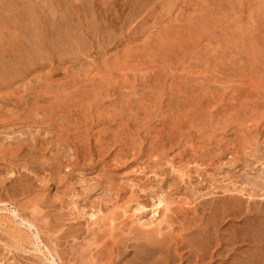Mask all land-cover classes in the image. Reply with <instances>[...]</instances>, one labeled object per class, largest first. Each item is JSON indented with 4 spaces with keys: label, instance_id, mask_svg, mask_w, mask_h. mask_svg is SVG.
Returning a JSON list of instances; mask_svg holds the SVG:
<instances>
[{
    "label": "rangeland",
    "instance_id": "rangeland-1",
    "mask_svg": "<svg viewBox=\"0 0 264 264\" xmlns=\"http://www.w3.org/2000/svg\"><path fill=\"white\" fill-rule=\"evenodd\" d=\"M60 1L50 0V3L53 4L50 6V10L54 12L53 18L62 16L61 5H58L59 8L55 6L57 3L60 4ZM68 1L67 4L71 0ZM89 1L78 0V3L80 2L78 4L76 0H72L69 7L73 5L71 12L75 11L76 14L71 13L72 17L70 16V18H73L72 22L83 25L84 30H88L86 33L89 36L96 37L93 35L94 33L96 35L104 33L105 40L100 38L98 41L96 38L89 37L83 42V49L79 51L78 55L76 54L75 58L73 57L74 59L64 57L61 62L54 64H51L50 61H47V64L37 62L38 66L34 65L36 68L32 66L22 72L23 74L21 73L20 76L0 83V99L5 96L8 101L11 96L15 100L14 97L18 96L16 99L18 102L20 96L24 97V99L20 98L22 105L19 106L20 101L16 104L11 97V100L8 101L11 102L6 103L8 107L2 102L5 98L1 101L2 103L0 102V111L3 109V114L0 112V122L3 123H0V166H5L4 168L0 167V198L6 201L4 207L0 205L1 263L95 264V253L100 249L104 250L102 252L105 255V260L99 264L106 262V264H264V213H262V211L264 212V51L260 52L263 58L259 56L260 54L256 57L257 53L253 50L254 48L247 49L249 54L246 49H244V53L241 51V54L239 51L242 49L238 48L239 50L235 51L236 48L232 44H228L238 29L243 27L240 24L245 25L248 21V24L250 23L248 15L250 18L254 15L255 20L252 18L254 21L252 20L249 27L252 26L253 33L261 35L259 36L260 40L258 37L257 41L255 34L256 41L254 43L258 42L256 44L264 49V44L261 43L264 42V36H262L264 35V0H225V2L224 0H148L146 3V0ZM137 4L138 6H136ZM40 5L43 12L41 15L44 18L45 14L50 15L48 5ZM84 7H87L86 10L88 9L87 15ZM136 8H141L137 17L136 15L131 16L129 9L136 10L134 12L136 14ZM99 10L103 13L102 17ZM120 10L121 12H119ZM206 10L208 14L203 13ZM230 11L235 12L231 13ZM256 11L258 14L255 15ZM98 15L99 17H97ZM258 15L260 17L256 18ZM102 18L104 19L102 20ZM240 18L243 19L241 23ZM50 19H52L51 16ZM108 20L114 21L117 25L107 28ZM86 21L89 22L88 25H85ZM168 22L171 27L166 24ZM187 22L190 27L187 26ZM124 23H126L125 26ZM25 24L27 25V23ZM237 24L241 27L239 28ZM93 25L95 27L92 32ZM169 28L175 30L176 36L180 35L179 40L183 37L181 40L186 42V44L181 42L176 51L175 48L168 50L159 45L165 30L167 31ZM115 32L117 33L115 34ZM28 35L22 34L24 37L19 38L22 40ZM16 36L13 35V37ZM159 37L161 38L159 39ZM18 40L17 42H21ZM152 41L154 43L158 41V44H154ZM17 42L15 41V43ZM141 42L142 45L139 44ZM231 45L235 48L234 50L231 49ZM126 51L129 54L127 58H124V54H127ZM229 52L230 54H226ZM114 57H118L119 64H116L118 59L112 60ZM66 64L67 66H65ZM59 65L66 68H61ZM41 67L42 70H40ZM43 67L46 68V71L49 68L53 70L46 76ZM42 71L45 72L44 75ZM31 74H34V77ZM194 74L197 76L195 77ZM39 77L43 81H38ZM31 79H33V83ZM35 83L39 85L36 86ZM12 85H15L16 88L14 89ZM59 85L61 86L59 87ZM34 86L35 91L31 90ZM36 87L38 91H41L39 94L36 92ZM44 87H46V91ZM9 88L13 90L9 91ZM66 90L67 93H65ZM30 91L34 92H32L33 97ZM228 91L230 93L233 91V93H229V95ZM16 92L20 94H16ZM48 92L52 94L50 93L49 96L46 94ZM11 93H14L15 96ZM65 94L68 96L66 99L64 98ZM39 96L48 97V101L37 102ZM54 97H59V100L56 99V101ZM66 100L68 103L73 102V104L71 103L73 107L65 105ZM76 101L79 105L76 104ZM27 103L30 104L29 107H26ZM34 103L35 105L32 106ZM85 104L86 108L83 110ZM23 105L27 113L24 112ZM53 105H56L54 109ZM60 105L62 107H58ZM80 105L82 108L79 107ZM66 106L70 107L69 112L67 108H64ZM17 107L23 111L19 110L20 112H18L19 108ZM31 107L34 109L32 112ZM56 107H58L57 110ZM27 108L32 113V115H27L28 119L36 117L35 121L29 119L32 121L25 122V114L29 113ZM51 108L53 112L49 111ZM59 108L64 113L60 114ZM78 110L83 111L81 114L85 115H80ZM13 111H17V113ZM20 113L24 114H21L22 119ZM10 114L15 115L16 120L13 116L8 118L7 115L10 117ZM5 115L7 117H4L3 120L2 116ZM60 116L61 118H59ZM38 119L44 120L38 121ZM61 119L63 121H60ZM20 121L25 123L22 124ZM53 121L55 127L52 126ZM24 124L26 125L24 126ZM58 124L61 126H57ZM13 145L15 149H12ZM25 148L27 155L20 154L23 150V153L26 152ZM30 148L34 150H30ZM31 152L37 158L36 160L32 156L35 160L33 163H30V160L25 161L27 157L32 158L30 157ZM19 154L22 155L21 158H19ZM203 158L205 159L203 160ZM114 161L118 163L115 164ZM256 184L258 189L255 188ZM133 191L135 194L132 196ZM245 191L249 194L251 191L252 194L247 195L246 193L245 195ZM225 192H227L226 196L229 194L233 195L235 199L239 198L241 205L239 206L238 200H234L232 206L234 210L230 208L233 211L230 210V216L221 217L220 207L223 204L222 199L225 197ZM134 196L141 199L137 200ZM158 197L164 198L168 203V206H164L171 209V211L167 210L165 215L167 214L166 217L172 226L171 228L166 227L163 230L164 234L161 231L162 236L159 235L160 238L164 236L166 238L158 237L160 243L163 240L161 244H165L164 246L157 244V246L155 244H147V246L144 241L137 243L136 240H132L135 233L129 234V229H125L126 227L124 230L127 235L120 233V230L122 232L123 229L122 226L128 224L131 218L128 217L131 212L126 214L125 218L121 217L122 208L131 211L135 201L141 204L148 202L147 207L143 204L146 209L143 212L145 215L142 216L144 221H147L152 215V210L156 209ZM131 198L134 199L132 204H130ZM181 202L183 204H180ZM44 205H47L45 209H43ZM78 206L79 210L77 211ZM4 208L5 210H3ZM98 209H101V213L104 210L102 217L106 216L105 213L108 214L106 217L114 218L113 216H116L112 225L106 222L109 229L105 224L106 217L101 218L100 222L97 221L95 225L91 224L92 220L88 216L93 212L96 213ZM13 211H16L15 218L11 215ZM257 213H260L261 216H257ZM118 215L120 216L118 217ZM136 215L139 216V214ZM133 218L134 216H132V220H134ZM20 219L32 222L36 229L29 230L21 226ZM44 220L47 221H45L46 224ZM244 220L245 224L242 227L241 224ZM120 222L124 223L121 225ZM87 223L92 226H88ZM115 223L116 225L119 223L121 229L117 225L116 229H111V231L110 228ZM98 224L101 226L97 227ZM130 225L133 228H139L136 224ZM56 226L57 229H55ZM197 227L199 228L197 229ZM35 230L38 233L37 240L34 238ZM134 230H137L136 233L140 232L138 229ZM140 230L145 231L146 229ZM106 232L112 233L113 236ZM114 236H117L116 239H113ZM114 240L117 241L113 243ZM97 241H101V243L98 244ZM157 243L159 244V242ZM168 243L170 244L168 245ZM103 247L111 249L112 257L111 253L108 250L105 251ZM109 255L111 259L108 260Z\"/></svg>",
    "mask_w": 264,
    "mask_h": 264
},
{
    "label": "bare ground",
    "instance_id": "bare-ground-1",
    "mask_svg": "<svg viewBox=\"0 0 264 264\" xmlns=\"http://www.w3.org/2000/svg\"><path fill=\"white\" fill-rule=\"evenodd\" d=\"M53 1H55V0H53ZM67 1L68 0H61L60 1V4L59 3H57V5H55V6H57L58 7V5H61L60 7H61V12H62V16L60 17V18H57V17H55V18H53V16H54V12L53 11H51L50 10V6L51 5H53V4H51L50 3V0H39V1H37V0H0V52H2L1 53V55H0V83H3V82H5V81H7V80H10V79H12V78H16V77H18V76H20L21 75V73L22 72H24V71H27L28 70V68H32V66L34 67V68H36L34 65L36 64L37 65V62L39 63H46L47 61H50V63L52 64H54V63H56V62H61L62 61V59L64 58V57H68V58H75L76 57V54L78 55V53H79V51H81L82 49H83V42L85 41V40H87V39H89V37H93V36H89L86 32L88 31H85L84 30V28H83V25H81V24H78V22L77 23H75V22H72V19L70 18V16H71V13L73 14H76L75 13V11H73V12H71L72 10H73V5L71 6V7H69V4L71 3V1H70V3L69 4H67ZM68 1V2H69ZM77 1V3H78V0H76ZM91 1V0H90ZM89 1V2H90ZM148 0H146L145 1V3L147 2ZM212 1V0H211ZM220 1V0H219ZM222 1V0H221ZM263 1V0H262ZM57 2H59V1H57ZM88 2V3H89ZM95 2V1H94ZM131 2V1H130ZM224 2H225V0H224ZM227 2H229V1H227ZM259 2V1H258ZM53 3V2H52ZM55 3V2H54ZM74 5H75V3L74 2H72ZM121 3H122V1H121ZM126 3V2H125ZM151 3V2H150ZM201 3H203V2H201ZM40 4H43V5H45V4H47L48 5V7H49V12H50V15H46L45 14V18H44V16H42L41 15V13H43L42 12V10H41V8H40ZM56 4V3H55ZM78 4H80V2L78 3ZM142 4H143V2H142ZM259 4V3H258ZM83 5H85L84 3H83ZM94 5V4H93ZM93 5H91V6H93ZM125 5V4H124ZM143 5H145V4H143ZM231 5V4H230ZM261 5V4H260ZM37 6H38V10H37ZM78 5H76V7H77ZM130 6V5H129ZM136 6H138V4L136 5ZM53 7V6H52ZM75 7V6H74ZM100 7V6H99ZM131 7V6H130ZM147 7V6H146ZM218 7H220L219 5H218ZM222 7V6H221ZM263 7V6H262ZM59 8V7H58ZM78 8V7H77ZM85 8H87V7H84V9ZM101 8V7H100ZM99 8V9H100ZM127 8V7H126ZM144 8V7H143ZM96 9V8H95ZM137 9V12H136V14L134 13L136 10H132V9H129V12L131 11V16H133V15H136V17H137V14H138V11H140V9H138V8H136ZM146 9V8H145ZM195 9H197V8H195ZM202 10H203V8H201ZM220 9V8H219ZM224 9V8H223ZM228 9V8H227ZM232 9V8H231ZM238 9V8H237ZM247 9V8H246ZM250 9V8H249ZM252 9V8H251ZM262 9V8H261ZM74 10H76L75 8H74ZM88 10V9H87ZM87 10L85 9V14L87 15L88 13H86L87 12ZM107 10V9H106ZM124 10V9H123ZM236 10V9H235ZM59 11H60V9H59ZM78 11V10H77ZM238 11V10H237ZM240 11V10H239ZM261 11V10H260ZM79 12V11H78ZM96 12V11H95ZM101 12V10H99V13ZM119 12H121V10L119 11ZM124 12H125V10H124ZM124 12H122L123 14H124ZM228 12V11H227ZM231 12V11H230ZM232 12H235V11H232ZM231 12V13H232ZM253 12H254V10H253ZM59 13V12H58ZM203 13H205V14H208V11L206 10V11H203ZM248 13V12H247ZM251 13H252V10H251ZM261 13V12H260ZM259 13V14H260ZM73 14V15H74ZM78 14V13H77ZM102 12H101V14H100V16L102 17ZM242 14V13H241ZM256 14H258L257 13V11H256V13H255V15ZM140 16H141V12H140V14H139ZM234 15H236V14H234ZM247 15V14H246ZM252 15V14H251ZM50 16L52 17V19H50ZM59 16V15H58ZM76 16H78V15H76ZM80 16V15H79ZM122 16V15H121ZM204 16V15H203ZM202 16V17H203ZM249 16V20H251L250 21V23L248 24V22L247 23H245V25L244 24H240V25H242L243 27H241L239 24H237V25H239L238 27L240 28L241 27V29H238V31L236 32V34L233 36V37H231V39L229 40V45L230 44H232L235 48H233V46L231 45L230 47H232L231 49L232 50H234L235 49V51L236 50H239V49H242V50H240L239 52H241V51H243V53H244V49H246V51H247V49L248 48H254L253 50L254 51H256V53L257 54H255L254 52H252V54H255L256 55V57H258V54H260L259 56L260 57H262V52L264 51V49H261V46L260 45H258V44H256V43H258V42H256V43H254L256 40L258 41V37L259 36H261L260 34H259V36H258V34L257 33H253L252 32V30H254L253 28H252V26H250L249 27V25H251V22H253L254 20H255V18H253V16H251V18H250V15H248ZM72 17V16H71ZM87 18H89L88 16H86ZM90 17H92V16H90ZM94 17V16H93ZM97 17H99V15L97 16ZM104 17V16H103ZM120 17V16H119ZM128 17V16H127ZM135 17V18H136ZM191 17V16H190ZM258 17H260L259 15L256 17V18H258ZM261 17H263V16H261ZM95 18V17H94ZM93 18V19H94ZM113 18V17H112ZM117 18V17H116ZM132 18H134V17H132ZM131 18V19H132ZM176 18V17H175ZM203 18H205V17H203ZM244 18V17H243ZM254 20H253V19ZM86 19V18H85ZM84 19V20H85ZM97 19V18H96ZM104 18H102V20H103ZM184 19H186V18H184ZM234 19V18H233ZM241 19V18H240ZM80 20V19H79ZM89 20V19H88ZM100 20V19H99ZM112 20V19H111ZM168 20V19H167ZM187 20V19H186ZM243 19H241L240 20V23H241V21H242ZM253 20V21H252ZM261 20V19H260ZM259 20V21H260ZM263 20H264V17H263ZM78 21V20H77ZM126 21V20H125ZM172 21V20H171ZM180 21V20H179ZM178 21V22H179ZM92 23H94L93 21H91ZM99 22V21H98ZM128 22V21H127ZM130 22V21H129ZM25 23H27V25L25 24ZM87 23H89V22H87L86 21V24L85 25H88ZM174 23V22H173ZM176 23V22H175ZM174 23V24H175ZM243 23V22H242ZM256 23V22H255ZM262 23V22H261ZM263 23H264V21H263ZM262 23V24H263ZM116 23H114V21H107V23H106V27L107 28H111V27H113V25H115ZM119 24V23H118ZM163 24H165V23H163ZM167 25L168 24H170L169 22L168 23H166ZM183 24V23H182ZM187 24H188V22H187ZM200 24V23H199ZM258 24V23H257ZM90 25V24H89ZM117 25V24H116ZM115 25V26H116ZM126 25V23H124V26ZM171 25V24H170ZM170 25H168V27L170 26ZM179 25V24H178ZM185 25V24H184ZM236 25V26H237ZM248 25V26H247ZM255 25V24H254ZM260 25V24H259ZM100 26V25H99ZM102 26H104V25H102ZM119 26H121V25H119ZM165 26V25H164ZM164 26H162V27H164ZM180 26H182V25H180ZM188 27H190L189 26V24L187 25ZM204 26V25H203ZM256 26V25H255ZM88 27H90V26H88ZM93 27H95L94 25L92 26V29H91V27H90V29H91V31L93 32ZM168 27H166V28H168ZM171 27V26H170ZM237 27V28H238ZM257 27V26H256ZM261 27H263V26H261ZM86 28V27H85ZM105 28V27H104ZM115 28V27H114ZM118 28V27H117ZM116 28V29H117ZM165 28V27H164ZM244 28V29H243ZM250 28V29H249ZM100 29V28H99ZM129 29V28H128ZM257 29H259L258 27H257ZM104 31H106V29H103ZM103 30H102V32H103ZM126 30V29H125ZM157 30V29H156ZM159 30H161V28H159ZM164 30V29H163ZM201 30L203 31V28H201ZM90 31V32H91ZM96 31H98L97 29H96ZM175 31V30H174ZM174 31H173V29L172 28H169V30H165V32H164V34H163V37H162V39H160L161 37H159V39H160V43H159V45H160V47L161 48H163V49H168V50H170V49H172V50H174L173 48H175V51H176V48H178V46L180 47V43L182 42V43H184V44H186V42L185 41H182L181 39H183V37H181L180 38V40H179V34H177V35H179V36H176V34L174 33ZM180 31V30H179ZM194 31V30H193ZM197 31V30H196ZM255 31L256 32H258L259 33V31L258 30H256L255 29ZM261 31H262V29H261ZM160 32H162V30L160 31ZM264 32V31H263ZM262 32V33H263ZM97 33V32H96ZM117 32H115V34H116ZM157 33V32H156ZM159 33V32H158ZM163 33V32H162ZM186 33V32H185ZM189 34H190V32H188ZM261 33V32H260ZM22 34H29L28 36H27V38H22V40H20V38L19 37H24V36H22ZM153 34V33H152ZM184 34V33H183ZM257 36H256V35ZM264 34V33H263ZM13 35L14 36H16V35H18V36H16V37H13ZM93 35H95L96 37H93L94 39L96 38L98 41H99V39L101 38L102 40H105V36H104V33H102V34H98V35H96L95 33L93 34ZM161 35V34H160ZM193 35V34H192ZM194 35H196L195 34V31H194ZM198 35V34H197ZM146 36V35H145ZM154 36H156V35H154ZM257 37V39L255 40L254 38H256ZM262 36H264V35H262ZM148 37V36H147ZM157 37V36H156ZM191 37H193V36H191ZM151 38V37H150ZM154 38V37H153ZM186 38V37H185ZM188 38H190L189 37V35H188ZM188 38H186V39H188ZM229 38V37H228ZM20 40L21 42H17V40ZM115 39V38H114ZM196 39V38H195ZM9 40V43H7V41ZM18 40V41H19ZM152 40V39H151ZM158 40V39H157ZM185 40V39H184ZM259 40H260V37H259ZM15 41L17 42V43H15ZM98 41H97V43H98ZM143 41H145L144 39H143ZM189 41V40H188ZM191 41V40H190ZM197 41V40H196ZM199 41V40H198ZM222 41H224V40H222ZM262 41H263V39H262ZM105 42V41H104ZM146 42V41H145ZM144 42V43H145ZM153 42V41H152ZM194 42H195V40H194ZM228 42V41H227ZM226 42V43H227ZM260 42V41H259ZM126 43V42H125ZM143 43V44H144ZM148 43V42H147ZM154 43V42H153ZM155 43H157L158 44V41H155ZM154 43V44H155ZM179 43V44H178ZM189 43V42H188ZM192 43V42H191ZM261 43H263L264 44V42H261ZM95 44V43H94ZM135 44V43H134ZM139 44H141L142 45V42L141 43H139ZM176 44H178L177 46H176ZM224 44H225V42H224ZM224 44H223V46H224ZM260 44V43H259ZM106 45V44H105ZM110 45V44H109ZM137 45V44H136ZM136 45H134V46H136ZM149 45V44H148ZM158 45V46H159ZM221 45V44H220ZM228 45V46H229ZM104 46V45H103ZM129 46V45H128ZM149 46H151V45H149ZM157 46V47H158ZM195 46V45H194ZM193 46V47H194ZM253 46V47H252ZM264 46V45H263ZM125 47H126V45H125ZM130 47H133V46H130ZM129 47V48H130ZM137 47V46H136ZM135 47V48H136ZM185 47V46H184ZM222 47V46H221ZM227 47V46H226ZM229 47V48H230ZM150 48V47H149ZM170 48V49H169ZM239 48V49H238ZM148 49V48H147ZM146 49V50H147ZM150 49H152V48H150ZM186 49V48H185ZM195 49V48H194ZM131 50V49H130ZM139 50H141V49H139ZM146 50H145V52H146ZM157 50H158V48H157ZM156 50V51H157ZM171 50V51H172ZM180 50H182V49H180ZM261 50H262V52H261ZM128 51V50H127ZM126 51V52H127ZM133 51V50H132ZM147 51H149V49L147 50ZM235 51H233V52H235ZM249 51H251V50H249ZM126 52H124V53H126ZM155 52V51H154ZM153 52V53H154ZM158 52H159V50H158ZM165 52V51H164ZM180 52V51H179ZM224 52V51H223ZM248 52V51H247ZM261 52V53H260ZM122 53V52H121ZM150 53V52H149ZM160 53H161V51H160ZM174 53V52H173ZM177 53V52H176ZM181 53V52H180ZM179 53V54H180ZM232 53V52H231ZM117 54V53H116ZM128 52H127V54H124L125 56H124V58H127V56H128ZM144 54V53H143ZM146 54V53H145ZM151 54V53H150ZM155 54V53H154ZM183 54V53H182ZM226 54H230V52L229 53H226ZM234 54V53H233ZM241 54H242V52H241ZM248 54H249V52H248ZM81 55V54H80ZM147 55V54H146ZM156 55V54H155ZM218 55V54H217ZM232 55V54H231ZM239 55V54H238ZM118 56V55H117ZM122 56H123V53H122ZM135 56V55H134ZM219 56V55H218ZM230 56V55H229ZM248 56V55H247ZM78 57V56H77ZM115 57H116V55H115ZM112 58V60H117L118 59V57H121V56H118L117 58ZM162 57V56H161ZM223 57H224V54H223ZM232 57V56H231ZM237 57V56H236ZM249 57V56H248ZM253 57V56H252ZM251 57V58H252ZM73 58V59H74ZM122 58V57H121ZM131 58V57H130ZM136 58H137V56H136ZM164 58V57H163ZM239 58V57H238ZM250 58V59H251ZM255 58V57H254ZM263 58V57H262ZM72 59V60H73ZM80 59V58H79ZM228 59V58H227ZM242 59V58H241ZM241 59H239V60H241ZM259 59V58H258ZM70 60V59H69ZM71 60V62H73ZM103 60V59H102ZM128 60V59H127ZM255 60V59H254ZM253 60V61H254ZM263 60V59H262ZM68 61V60H67ZM74 61H76V60H74ZM122 61L123 62H125L123 59H122ZM216 61H217V59H216ZM80 62V61H79ZM106 62H107V60H106ZM258 62V61H257ZM49 63V62H48ZM62 63H64V62H62ZM92 63V62H91ZM111 63V62H110ZM132 63V62H131ZM248 63H250V62H248ZM47 64V63H46ZM60 64V63H59ZM116 64H119V59H118V62H116ZM115 63H114V66L116 65ZM221 64V63H220ZM222 64H223V62H222ZM124 65V64H123ZM38 66V65H37ZM60 66V65H59ZM65 66H67V64L65 65ZM65 66H62L63 68L65 67ZM104 66V65H103ZM207 66V65H206ZM218 66V65H217ZM220 66V65H219ZM256 66H258V65H256ZM46 67V66H45ZM61 67V66H60ZM61 67V68H62ZM120 67V66H119ZM126 67V66H125ZM254 67V66H253ZM33 68V69H34ZM66 68V67H65ZM70 68V67H69ZM81 68V67H80ZM115 68V67H114ZM249 68H250V66H249ZM43 69H44V67H43ZM46 69V68H45ZM44 69V71H46ZM68 69V68H67ZM71 69V68H70ZM77 69V68H76ZM219 69V68H218ZM252 69V68H251ZM254 69V68H253ZM252 69V70H253ZM257 69V68H256ZM29 70H31V69H29ZM40 70H42V67H41V69ZM52 68L50 69H48L47 71H46V76L48 75V74H50L51 72H52ZM112 70V69H111ZM36 71V70H35ZM37 71H39L38 70V68H37ZM44 71H42L43 72V75H44ZM200 71V70H199ZM41 72V73H42ZM58 72V71H57ZM196 72V71H195ZM202 72V71H201ZM207 72V71H206ZM217 72V71H216ZM214 73V72H213ZM219 73V72H218ZM23 74V73H22ZM25 74V73H24ZM40 74V73H39ZM65 74V73H64ZM90 74V73H89ZM98 74V73H97ZM192 74V73H191ZM204 74H205V72H204ZM215 74V73H214ZM220 74H223V73H221L220 72ZM220 74H218V75H220ZM28 75V74H27ZM32 75V74H31ZM31 75H30V77H31ZM34 75V74H33ZM32 75V77H34ZM37 74H35V76H36ZM40 75H42V74H40ZM195 75V74H194ZM199 75V74H198ZM224 75V74H223ZM222 75V76H223ZM45 76V77H46ZM197 75H195V77H196ZM208 76V75H207ZM216 76V75H215ZM29 76H28V78H30ZM37 77V76H36ZM40 77H42V76H40ZM40 77H39V79H37L38 81H43V79H40ZM44 77V76H43ZM42 77V78H43ZM66 77V76H65ZM103 77V76H102ZM218 77V76H217ZM219 77H221V76H219ZM216 78V77H215ZM218 79V78H217ZM216 79V80H217ZM221 79H222V77H221ZM26 80V79H25ZM35 80V79H34ZM36 80V81H37ZM105 80H107L106 78H105ZM21 81V80H20ZM29 81H30V79H29ZM214 81V80H213ZM217 81H219V80H217ZM226 81V80H225ZM233 81V80H232ZM31 82L33 83V79H31ZM49 82V81H48ZM59 82V81H58ZM57 82V83H58ZM215 82V81H214ZM222 82V81H221ZM234 82V81H233ZM25 83V82H24ZM30 83V82H29ZM32 83H30V84H32ZM52 83V82H51ZM60 83V82H59ZM69 83V82H68ZM188 83V82H187ZM189 83H190V81H189ZM218 83V82H217ZM225 83V82H224ZM227 83V82H226ZM236 83V82H235ZM45 84V83H44ZM48 84V83H47ZM190 84H192V83H190ZM21 85V84H20ZM28 85V84H27ZM33 85V84H32ZM31 85V86H32ZM34 85H36V86H38L37 85V83H35ZM41 85V84H40ZM55 85V84H54ZM187 85V84H186ZM13 86V85H12ZM15 86V85H14ZM13 86V87H14ZM16 86H18V85H16ZM47 86V85H46ZM48 86H50V85H48ZM53 86V85H52ZM57 86V85H56ZM61 85H59V87H60ZM65 86V85H64ZM63 86V87H64ZM1 87V86H0ZM23 87H25V86H23ZM41 87H43V86H41ZM55 87V86H54ZM63 87L61 88L62 90H63ZM183 87V86H182ZM190 87V86H189ZM6 88V87H5ZM16 87H14V89H15ZM20 88V87H19ZM46 87H44V89H45ZM53 88V87H52ZM65 88V87H64ZM198 88V87H197ZM223 88V87H222ZM7 89V88H6ZM5 89V90H6ZM24 89H26V87L24 88ZM32 89H34V91H35V86L33 87V88H31V90ZM36 89H37V87H36ZM43 89V90H44ZM49 89V88H48ZM47 89V90H48ZM71 89V88H70ZM230 89H232V88H230ZM4 90V91H5ZM9 91L10 90H13L12 88H9L8 89ZM20 90H22V89H20ZM28 90V89H27ZM51 90V89H50ZM54 90V89H53ZM57 90V89H56ZM65 90V89H64ZM202 90H204V89H202ZM201 90V91H202ZM226 90V89H225ZM227 90H228V87H227ZM233 90V89H232ZM2 91V90H1ZM19 91V90H18ZM45 91H46V89H45ZM190 91H191V89H190ZM193 91V90H192ZM194 91H196V90H194ZM12 92H14V91H12ZM20 93H21V91H19ZM31 92V91H30ZM33 92V91H32ZM32 92H31V96H32ZM38 94H39V92H41L40 90L38 91V89H37V91H36ZM53 92H55V91H53ZM15 93V92H14ZM14 93H11V94H13L14 95ZM18 92H16V94H17ZM20 93H18V94H20ZM34 93V92H33ZM51 93V92H50ZM49 92L48 93H46V94H50ZM65 93H67V90H66V92ZM75 93V92H74ZM73 93V94H74ZM79 93V92H78ZM230 92L228 91V94H229ZM231 93H233V91L231 92ZM230 93V94H231ZM30 94V93H29ZM43 94V93H42ZM52 94V93H51ZM63 94V93H62ZM80 94V93H79ZM192 95L194 94V92L193 93H191ZM229 94V95H230ZM1 95V94H0ZM10 95V94H9ZM8 95V96H9ZM44 95V94H43ZM64 95V94H63ZM67 94H65V99L68 97V96H66ZM177 95V94H176ZM184 95H185V93H184ZM15 96V95H14ZM13 96V97H14ZM28 96H30V95H28ZM30 96V97H31ZM37 96V95H36ZM35 96V97H36ZM50 96V95H49ZM198 96V95H197ZM196 96V97H197ZM2 97H3V95H2ZM11 97V96H10ZM10 97H9V99H10ZM16 97V96H15ZM14 97V99L15 100H13L12 99V97H11V99H12V101H17L16 99L18 98V96L15 98ZM33 97V96H32ZM57 97V96H56ZM73 97V96H72ZM84 97V96H83ZM3 98H5V96L3 97ZM3 98L2 99H0V102L3 100ZM20 98H23L24 99V97L23 96H20L19 97V99ZM40 98V100H38ZM41 96H39L38 98H37V102L38 101H43L44 100V102H46L45 100H47L48 99V97L47 98H42V100H41ZM51 99H53L52 97H50ZM49 98V100H51ZM55 98V97H54ZM59 98V97H58ZM58 98H55V100L56 99H58ZM82 98V97H81ZM9 99H8V101H9ZM10 99V100H11ZM18 99V102L20 103H18V102H16V104L18 103V106L19 105H22L21 104V100L22 99H20L19 100ZM36 99V98H35ZM83 99V98H82ZM6 100V102H4ZM59 100V99H58ZM4 101H2L3 103H7L8 101H7V99L5 98L4 99ZM28 101V100H27ZM48 101V100H47ZM57 101V100H56ZM68 100H66L65 102H67ZM72 101V100H71ZM1 102V103H2ZM11 102V101H10ZM10 102H8V103H10ZM15 102H14V104H15ZM24 102V101H23ZM22 102V103H23ZM37 102H35V103H37ZM50 102V101H49ZM78 101H76V104H78L77 103ZM1 103H0V105H1ZM29 103H30V101H29ZM35 103L32 105V106H34L35 105ZM48 103V102H47ZM70 103V102H69ZM69 103L67 102L65 105H68V106H72L71 105V103L73 104V102H71L70 103V105H69ZM86 103V102H85ZM28 104V103H27ZM49 104H51V103H49ZM53 104V103H52ZM54 104H56V105H58L57 103H55L54 102ZM75 104V105H76ZM9 106H12L13 105V102H12V105L11 104H8ZM25 105V104H24ZM23 105V106H24ZM29 105L30 104H28V105H26V107L28 106L29 107ZM48 105V104H47ZM56 105H53V109H54V107L56 106ZM64 105V106H65ZM79 105V104H78ZM77 105V106H78ZM83 105H84V103H83ZM5 106V105H4ZM22 106V107H23ZM68 106H66V107H64V108H67V111L69 112L71 109H69L68 108ZM82 105H80L79 107H81ZM6 107H8L7 106V104H6ZM6 107H4V108H6ZM14 107V106H13ZM58 107H62L61 105L60 106H58ZM58 107H56L55 109L57 110V108ZM73 107V106H72ZM71 107V108H72ZM15 108V107H14ZM17 108H19V107H17ZM32 108V107H31ZM43 108V107H42ZM82 108V107H81ZM85 108H86V104H85V107H84V109L83 110H85ZM89 108V107H88ZM16 109V108H15ZM24 112H25V106H24ZM33 109V108H32ZM31 109V112L32 111H34V109L32 110ZM52 109V108H51ZM51 109L49 110L50 112H53V109H52V111H51ZM69 109V110H68ZM2 111H0V112H2V114H3V109H1ZM17 110V109H16ZM23 111V110H21L20 108L18 109V112H20V111ZM26 110H28V108L26 109ZM58 110H60L61 111V109L59 108ZM65 111H66V109H64ZM75 110V109H74ZM73 110V111H74ZM80 110H82V109H80ZM80 110H78L79 111V113H80V115H82L81 114V112H83V111H80ZM10 111V110H9ZM30 110H28V112H29ZM55 111V110H54ZM76 111V110H75ZM194 111V110H193ZM196 111V110H195ZM14 112V111H13ZM23 112V113H24ZM31 112H29L28 114H25L26 116L24 117L25 118V122H29V121H35V119H36V117H35V119L32 117V118H29V119H32V120H29L28 119V116L27 115H29V114H31L32 115V113ZM35 112H37V111H35ZM34 112V113H35ZM49 112V113H50ZM57 112V111H56ZM86 112H87V110H86ZM14 113H17V111H15ZM23 113H20V115L22 114V115H24ZM25 113H27V112H25ZM61 113H64L63 111H61L60 112V114ZM12 114V113H11ZM10 114V117H9V115H7L8 116V118H11L12 116L15 118V120H16V117H15V115H11ZM65 114H67V113H65ZM88 114V113H87ZM187 114V113H186ZM0 115H1V113H0ZM19 115V116H20ZM20 116L21 117V119L23 118V116ZM76 115V114H75ZM79 115V114H78ZM85 114H83V116H84ZM6 115L5 116H2L3 117V120H4V117H7ZM18 116V115H17ZM57 116V115H56ZM62 116H63V114H62ZM67 116V115H66ZM1 117V118H2ZM30 117V116H29ZM58 117V116H57ZM77 117V116H76ZM59 118H61V116L59 117ZM18 119V118H17ZM46 119V118H45ZM49 119V118H48ZM58 119V118H57ZM63 119V118H62ZM60 120V121H63V120ZM80 119V118H79ZM179 119V118H178ZM2 120V119H1ZM6 120V119H5ZM14 120V121H15ZM27 120H29V121H27ZM40 120H42V119H38V121H40ZM44 120V119H43ZM42 120V121H43ZM54 120V119H53ZM56 120V119H55ZM65 120H66V118H65ZM12 122V120H9V122ZM22 121V120H21ZM20 121V122H21ZM49 121H50V119H49ZM67 121H68V118H67ZM226 121V120H225ZM3 122H5V121H3ZM25 122H21L22 124L23 123H25ZM37 122V121H36ZM51 122V121H50ZM54 122V121H53ZM58 122V121H57ZM56 122V123H57ZM70 122V121H69ZM1 123V122H0ZM59 123V122H58ZM177 123V122H176ZM180 123V122H179ZM1 124H3V123H1ZM26 124H28V123H26ZM26 124H24V126L26 125ZM174 124V123H173ZM172 124V125H173ZM40 125V124H39ZM38 125V126H39ZM53 125H55V122H54V124H52V126ZM57 126H59V124L57 125ZM61 126V125H60ZM59 126V127H60ZM174 126V125H173ZM180 126H182V125H180ZM8 127V126H7ZM17 127V126H16ZM42 127V126H41ZM44 127V126H43ZM53 127H55V126H53ZM63 127V126H62ZM61 127V128H62ZM168 127V126H167ZM170 127V126H169ZM15 128V127H14ZM30 128V127H29ZM48 128V127H47ZM70 128V127H69ZM173 128V127H172ZM22 129H24V128H22ZM57 129V128H56ZM16 130V129H15ZM18 130V129H17ZM16 130V131H17ZM20 130V129H19ZM41 130V129H40ZM44 130V129H43ZM182 130V129H181ZM45 131V130H44ZM48 131V130H47ZM3 132V131H2ZM15 132V131H14ZM19 132H23V131H19ZM29 132V131H28ZM33 131L31 130V133H32ZM41 132V131H40ZM70 132H71V130H70ZM16 133V132H15ZM24 133V132H23ZM27 133V132H26ZM65 133H67V132H65ZM72 133V132H71ZM169 133V132H168ZM30 134V133H29ZM47 134V133H46ZM59 134V133H58ZM169 135V134H168ZM6 136V135H5ZM8 136V135H7ZM10 136V135H9ZM22 136V135H21ZM58 136V135H57ZM29 138V137H28ZM73 140V139H72ZM173 140V139H172ZM216 140V139H215ZM207 141V140H206ZM214 141V140H213ZM219 141V140H218ZM21 142H23V141H21ZM217 142V141H216ZM215 142V143H216ZM245 142V141H244ZM207 143H208V141H207ZM214 143V144H215ZM15 144V143H14ZM19 144V143H18ZM18 144H17V146H18ZM212 144V143H211ZM62 145V144H61ZM60 145V146H61ZM199 145V144H198ZM201 145V144H200ZM195 146H197V145H195ZM202 146V145H201ZM200 146V147H201ZM212 146H214V145H212ZM12 147V146H11ZM32 147V146H31ZM190 147V146H189ZM27 148V147H26ZM26 148H25V151H26ZM74 148V147H73ZM215 148V147H214ZM12 149H15V147H14V145H13V147H12ZM8 150V149H7ZM9 150H10V148H9ZM23 150V149H22ZM30 150H34V149H32V148H30ZM76 150V149H75ZM186 150H188V149H186ZM185 150V151H186ZM190 150V149H189ZM197 150V149H196ZM201 150H202V148H201ZM205 150V149H204ZM24 151V150H23ZM23 151H21V153L20 154H22V155H24V154H26L27 155V151L26 152H24L23 153ZM182 151V150H181ZM255 151V150H254ZM33 152V151H32ZM31 152V153H32ZM42 152V151H41ZM183 152V151H182ZM181 152V153H182ZM191 152V151H190ZM207 152V151H206ZM30 153V154H31ZM183 153H185V152H183ZM211 153V152H210ZM213 153V152H212ZM9 154V153H8ZM19 154V158H21L22 157V155H20ZM153 154V153H152ZM186 154V153H185ZM134 155V154H133ZM188 155V154H187ZM196 155H198V154H196ZM201 155H204V154H201ZM212 155V154H211ZM21 156V157H20ZM34 157L36 160H37V158H36V156H34L33 155V153H32V155H30V157ZM191 156V155H190ZM11 157V156H10ZM9 157V158H10ZM17 157V156H16ZM29 158V157H27V159L25 160V161H27V160H30V163H33L35 160H34V158ZM134 157V156H133ZM199 157V156H198ZM201 157V156H200ZM205 157V156H204ZM25 158V157H24ZM29 158V159H28ZM188 158V157H187ZM33 159V161L31 162V160ZM123 159V158H122ZM200 159H202V158H200ZM205 158H203V160H204ZM16 160V159H15ZM14 160V161H15ZM9 161V160H8ZM40 162H41V160H39ZM38 161V162H39ZM196 161V160H195ZM115 162V161H114ZM124 162V161H123ZM173 162V161H172ZM201 162V161H200ZM6 163V162H5ZM14 163V162H13ZM116 163H118V162H115V164ZM167 163V162H166ZM195 163V162H194ZM202 163V162H201ZM204 163V162H203ZM8 164H11V163H8ZM21 164V163H20ZM19 164V165H20ZM38 164H40V163H38ZM115 164H113V165H115ZM123 164V163H122ZM187 164V163H186ZM264 164V163H263ZM179 165V164H178ZM16 166V165H15ZM22 166V165H21ZM36 166V165H35ZM144 166V165H143ZM1 167V166H0ZM5 167V166H4ZM3 166L1 167V168H4ZM12 167V166H11ZM14 167V166H13ZM23 168H24V166H22ZM67 167V166H66ZM135 167H137V166H135ZM172 167H173V164H172ZM171 167V168H172ZM29 168V167H28ZM28 168H26V169H28ZM33 168H35V167H33ZM32 168V169H33ZM39 168H41V167H39ZM132 168V167H131ZM138 168V167H137ZM141 168V167H140ZM170 168V169H171ZM25 169V168H24ZM30 169V168H29ZM47 169H49V168H47ZM66 169V168H65ZM139 169V168H138ZM174 169V168H173ZM1 170H3V169H1ZM12 170V169H11ZM16 170V169H15ZM33 170H36V169H33ZM178 171H180L181 172V170H179V169H177ZM5 171V170H4ZM7 171V170H6ZM174 171V170H173ZM51 172V171H50ZM177 172V171H176ZM11 173V172H10ZM52 173V172H51ZM178 173V172H177ZM7 174H8V172H7ZM32 174V173H31ZM155 174V173H154ZM169 174V173H168ZM180 174V173H179ZM182 174V173H181ZM51 175V174H50ZM157 175V174H156ZM53 176V175H52ZM180 176V175H179ZM184 176V175H183ZM182 176V177H183ZM181 177V178H182ZM108 178V177H107ZM264 179V178H263ZM111 182V181H110ZM110 182H108V183H110ZM112 183H113V181H112ZM167 183V182H166ZM168 183H169V181H168ZM100 184V183H99ZM170 184V183H169ZM258 184V183H257ZM257 184H256V187L255 188H257L258 189V186H257ZM104 185V184H103ZM118 185V184H117ZM88 186H90L89 184H88ZM108 186V185H107ZM113 186V185H112ZM116 186V185H115ZM240 185H238V187H239ZM248 186H249V183H248ZM253 186V185H252ZM241 187V186H240ZM108 188V187H107ZM84 189H86V188H84ZM89 189H90V187H89ZM88 189V190H89ZM91 189H93V188H91ZM112 189V188H111ZM227 189V188H226ZM256 189V190H257ZM263 189V188H262ZM107 190V189H106ZM109 191H110V189H108ZM142 190V189H141ZM195 190V189H194ZM243 190V189H242ZM245 190V189H244ZM243 190V191H244ZM143 191V190H142ZM228 191V190H227ZM235 191V190H234ZM90 192V191H89ZM107 192V191H106ZM140 192V191H139ZM158 192V191H157ZM241 192V191H240ZM239 192V193H240ZM109 193V192H108ZM226 193L227 192H225V197L222 199V201H223V204L221 205V209H220V215H221V217L222 216H226L227 217V215H229V213L232 211V210H234V209H232V206H233V202H234V200H238V204H239V206L241 205V203H240V201H239V198L238 199H235V197H233V195L232 196H230L229 194H227V196H226ZM246 193H247V191H245V195H246ZM254 193V192H253ZM135 194V192L133 191V193H132V196ZM241 194V193H240ZM249 193H247V195H248ZM250 194H252L251 193V191H250ZM249 194V195H250ZM255 194V193H254ZM211 195V194H210ZM224 195V194H223ZM222 195V196H223ZM242 195H244V194H242ZM257 195V194H256ZM115 196V195H114ZM160 196H161V194H160ZM222 196H220V197H222ZM100 197V196H99ZM130 197V196H129ZM162 197V196H161ZM177 197V196H176ZM243 197H246V196H243ZM242 197V198H243ZM250 196H248V198H249ZM46 198V197H45ZM101 198V197H100ZM134 198H136V196H134ZM47 199V198H46ZM104 199V198H103ZM119 199V198H118ZM132 199V198H131ZM137 199V198H136ZM135 199V200H136ZM138 199H141V198H138ZM137 199V200H138ZM164 198H157V204L155 205V210L153 211L152 210V215H151V217H150V219H148L147 221H144V219L142 218V216H144L143 215V212L145 211V206L147 207V203H143V204H145V206L143 205V204H141L140 202H137V201H135L133 204V206L134 207H132L130 210L131 211H128V210H126L125 208L123 209L122 208V212H120V213H122L121 214V217L122 216H124V218L127 216L126 214H129V212H131L130 214V216L128 215V217H131L130 218V222L128 223V224H124L123 226H122V232H125V233H122L121 232V230H120V233L121 234H126L127 232H126V230H124V228L125 229H129V234H131L132 235V233L134 232L135 234V237H133V241L134 240H136L137 241V243H138V241H144V243H145V245H162L161 243L163 242V240H161L162 242L160 243V241L158 240V237H159V235L160 236H162V232H163V230L167 227H170L171 228V226L172 225H170V222H169V220L167 219V214L165 215V213L167 212V210H169V208H167L166 206H164V205H167L168 206V203H166L165 202V199L163 200ZM217 199H219V198H217ZM245 199V198H244ZM253 199V198H252ZM258 199H259V197H258ZM134 199H132V200H130V204H132V201H133ZM170 200V199H169ZM249 200H250V198H249ZM260 200V199H259ZM262 200V199H261ZM44 201V200H43ZM42 201V202H43ZM81 201H82V199H81ZM129 201V200H128ZM127 201V202H128ZM140 201V200H139ZM167 201V200H166ZM171 202H172V200H170ZM251 201V200H250ZM255 201V200H254ZM45 202H46V200H45ZM51 202V201H50ZM115 202V201H114ZM142 202V201H141ZM145 202V201H144ZM177 202V201H176ZM179 202V201H178ZM76 203V202H75ZM84 203V202H83ZM82 203V204H83ZM87 203V202H86ZM126 203V202H125ZM175 203V202H174ZM235 203H237V201H235ZM249 203V202H248ZM5 204H6V201L5 200H3L2 198H0V205L1 206H5ZM43 204H47V203H43ZM42 204V205H43ZM91 204H92V202H91ZM96 204V203H95ZM155 204V203H154ZM180 204H183L182 202L180 203ZM250 204V203H249ZM255 205H256V203H254ZM7 205H8V203H7ZM48 205V204H47ZM47 205H44V206H42V207H44L43 209H45L46 208V206ZM78 205V204H77ZM94 205V204H93ZM124 205V204H123ZM169 205H170V202H169ZM208 205V204H207ZM215 205V204H214ZM236 205V204H235ZM234 205V207H236ZM243 205V204H242ZM260 205V204H259ZM95 206V205H94ZM98 206V205H97ZM122 206V205H121ZM154 206V205H153ZM183 206V205H182ZM218 206V205H217ZM13 207V206H12ZM76 207V206H75ZM74 207V208H75ZM91 207V206H90ZM89 207V208H90ZM124 207H126V206H124ZM131 207V206H130ZM151 207V206H150ZM215 207V206H214ZM219 207V206H218ZM248 207H249V205H248ZM247 207V208H248ZM251 207V206H250ZM256 207V206H255ZM52 208V207H51ZM73 208V209H74ZM77 208V207H76ZM83 208V207H82ZM97 208V207H96ZM115 208H118V207H115ZM154 208V207H153ZM209 208V207H208ZM232 210H231V209ZM240 208V207H239ZM57 209V208H56ZM94 209V208H93ZM128 209V208H127ZM251 209V208H250ZM260 209V208H259ZM3 210H5V208L3 209ZM79 210V206H78V209H77V211ZM101 210V209H100ZM100 210L98 209L97 211H96V213L95 212H93V213H91L89 216H88V218L90 219V220H92V222H91V224L92 225H95V224H97L96 222L97 221H99L101 218H105L106 216H108V214L107 213H105V215L106 216H103L102 217V213H104L103 211H102V213L100 212ZM217 210V209H216ZM231 210V211H230ZM247 210V209H246ZM53 211V210H52ZM127 211H128V213H127ZM169 211H171V209L169 210ZM168 211V212H169ZM193 211V210H192ZM236 211V210H235ZM234 211V212H235ZM239 211V210H238ZM252 211H253V209H252ZM255 211V210H254ZM46 212V211H45ZM56 212V211H55ZM233 212V211H232ZM259 212H260V210H259ZM44 213V212H43ZM78 213V212H77ZM84 213V212H83ZM213 213V212H212ZM237 213V212H236ZM239 213V212H238ZM256 213V212H255ZM262 213H264L263 211H262ZM46 214H47V212H46ZM50 214H52V213H50ZM57 214V213H56ZM85 214V213H84ZM89 214V213H88ZM96 214H98V215H100L101 217H97L96 216ZM136 214H139V216H137ZM216 214V213H215ZM247 214H248V212H247ZM12 217H16V211H13L12 212ZM44 215V214H43ZM243 215V214H242ZM54 216V215H53ZM120 215H118V217H119ZM132 216H134V220H132ZM137 216V217H136ZM147 216V215H146ZM230 216V215H229ZM232 216H233V214H232ZM257 216H261V214L260 213H257ZM114 218H110V217H106L107 218V221L105 220V224H107L108 222V224L109 225H112V223H114V221H115V219H116V216L114 215L113 216ZM117 217V218H118ZM238 217H239V215H238ZM52 218V217H51ZM57 218V217H56ZM59 218V217H58ZM232 218V217H231ZM260 218V217H259ZM44 219H46V218H44ZM48 220H49V218H47ZM60 219V218H59ZM129 219V218H128ZM143 219V222H141V220ZM171 219V218H170ZM215 219V218H214ZM254 219V218H253ZM40 220V219H39ZM55 220V219H54ZM58 220V219H57ZM61 220V219H60ZM103 220V219H102ZM101 220V221H102ZM118 220V219H117ZM127 220V219H126ZM132 220V221H131ZM216 220V219H215ZM225 220V219H224ZM45 221L46 220H44V223H45ZM236 221V220H235ZM253 221V220H252ZM35 222V221H34ZM47 222V221H46ZM56 222V221H55ZM59 222H61V221H59ZM100 222V221H99ZM107 222V223H106ZM125 222V221H124ZM124 222H120L121 223V225L124 223ZM238 222V221H237ZM245 222V220L243 221V223L241 224L242 225V227H244L243 225L245 224L244 223ZM20 223H21V226H23V227H25V228H27V229H29V230H31V229H36L35 227H34V225L32 224V222H30V221H28V220H24V219H20ZM58 223V222H57ZM214 223V222H213ZM240 223V222H239ZM249 223H251V222H249ZM255 223V222H254ZM46 224V223H45ZM44 224V225H45ZM54 224H56V223H54ZM59 224V223H58ZM108 224H107V228H108ZM130 224H136V226L138 225V227L139 228H133ZM257 224V223H256ZM38 225V224H37ZM60 225V224H59ZM87 225L88 226H92V225H89L88 223H87ZM116 223L114 224V226L112 227V228H110V230L111 229H116V227H117V225H118V228H119V223L116 225ZM194 225V224H193ZM241 225H240V227H241ZM46 226V225H45ZM58 226V225H57ZM57 226H56V228L55 229H57ZM73 226H75V225H73ZM101 226V225H100ZM99 226V224H98V226L97 227H100ZM102 227H103V224H102ZM101 227V228H102ZM121 227V226H120ZM132 227V228H131ZM189 227H191V226H189ZM203 227V226H202ZM207 227V226H206ZM239 227V226H238ZM252 227V226H251ZM48 228H50V227H48ZM188 228V227H187ZM199 227H197V229H198ZM96 229V228H95ZM100 229V228H99ZM109 229V228H108ZM119 229H121V228H119ZM118 229V230H119ZM131 229H133V230H131ZM134 229H138V231H140V232H138V233H136V231L134 230ZM140 229H146L145 231L144 230H140ZM173 229V228H172ZM192 229V228H191ZM200 229H202L201 228V226H200ZM207 229V228H206ZM211 229V228H210ZM214 229V228H213ZM243 229H245V228H243ZM256 229V228H255ZM51 231L53 230V229H50ZM68 230V229H67ZM102 230V229H101ZM124 230V231H123ZM179 230V229H178ZM36 231V230H35ZM69 231V230H68ZM94 231V230H93ZM100 231V230H99ZM109 231V230H108ZM112 231V230H111ZM162 231V232H161ZM169 232L171 231V230H168ZM180 231V230H179ZM182 231V230H181ZM244 231V230H243ZM167 232V231H166ZM172 232V231H171ZM174 232H176V231H174ZM178 232V231H177ZM208 232V231H207ZM107 234H109V235H111L112 233H109V232H106ZM182 233V232H181ZM37 231L35 232V235H34V238L37 240ZM68 234V233H67ZM99 234V233H98ZM120 234V235H121ZM163 234H164V232H163ZM173 234V233H172ZM258 234V233H257ZM75 235H76V233H75ZM106 235V234H105ZM115 235V234H114ZM127 235V234H126ZM130 235V238L132 237ZM64 236V235H63ZM73 236V235H72ZM98 236V235H97ZM100 236V235H99ZM111 236H113V235H111ZM168 236H170V235H168ZM198 236V235H197ZM206 236V235H205ZM67 237V236H66ZM74 237V236H73ZM116 237L117 236H114V238L113 239H116ZM119 237V236H118ZM126 237V236H125ZM124 237V238H125ZM128 237V236H127ZM165 237V236H164ZM164 237H162L163 239H164ZM175 237H176V234H175ZM174 237V238H175ZM232 237V236H231ZM68 238V237H67ZM102 238V237H101ZM100 238V239H101ZM130 238H129V240H130ZM160 238V237H159ZM162 238H160V239H162ZM166 238V237H165ZM206 238V237H205ZM245 238V237H244ZM259 238V237H258ZM61 239H62V236H61ZM93 239V238H92ZM112 239V238H111ZM112 239V240H113ZM243 239V238H242ZM125 240V239H124ZM131 240V241H132ZM207 240V239H206ZM256 240V239H255ZM103 241V240H102ZM115 241H117V240H114L113 241V243L115 242ZM126 241V240H125ZM124 241V242H125ZM174 241V240H173ZM194 241H195V239H194ZM205 241V240H204ZM96 242V241H95ZM98 242V241H97ZM157 242H159V244L157 243ZM164 242H167V241H164ZM169 242H170V240H169ZM101 243V241L100 242H98V244H100ZM103 243V242H102ZM110 243V242H109ZM123 243V242H122ZM143 243V244H144ZM190 243V242H189ZM207 243H208V241H207ZM59 244V243H58ZM91 244V243H90ZM97 244V246H99ZM110 244H112V243H110ZM109 244V245H110ZM116 244V243H115ZM142 244V243H141ZM170 243H168V245H169ZM176 244V243H175ZM198 244V243H197ZM96 245V244H95ZM102 245V244H101ZM100 245V246H101ZM107 245V244H106ZM147 245V246H148ZM156 245V246H157ZM165 245V244H164ZM164 245H162V246H164ZM210 245V244H209ZM110 246H112V245H110ZM109 246V247H110ZM114 246V245H113ZM116 246V245H115ZM172 246V245H171ZM178 246V245H177ZM194 246V245H193ZM141 247V246H140ZM144 247V246H143ZM146 247V246H145ZM174 247V246H173ZM37 248V247H36ZM100 248V247H99ZM104 248V247H103ZM146 248H150V247H146ZM38 249V248H37ZM36 249V250H37ZM98 249V248H97ZM102 249V248H101ZM105 249V251L106 250H108L109 251V253H111V257H112V252H111V249L109 248V249H106V248H104ZM158 249V248H157ZM159 249H161V248H159ZM202 249V248H201ZM146 250V249H145ZM173 250V249H172ZM179 250V249H178ZM204 250V249H203ZM206 250V249H205ZM38 251V250H37ZM50 251V250H49ZM102 251H104V250H102ZM100 249H99V251L97 252V253H95V260H96V263L97 264H99V263H101V262H103V260H105V255H103V252H102ZM138 251H140V250H138ZM142 251H143V249H142ZM141 251V252H142ZM259 251V250H258ZM178 252V251H177ZM49 253H51V252H49ZM48 253V254H49ZM146 253V252H145ZM160 253V252H159ZM197 253H199V252H197ZM260 253V252H259ZM138 254H139V252H138ZM43 255V254H42ZM115 255V254H114ZM142 256H144V254H141ZM158 255H160V254H158ZM157 255V256H158ZM55 256V255H54ZM94 256V255H93ZM202 256V255H201ZM260 256V255H259ZM52 257V256H51ZM107 257V256H106ZM204 257V256H203ZM211 257V256H210ZM109 258H110V255L107 257V259L109 260ZM163 258V257H162ZM53 259V258H52ZM63 259V258H62ZM111 259V258H110ZM138 259V258H137ZM201 259H202V257H201ZM257 259V258H256ZM1 260V259H0ZM92 260V259H91ZM95 260H93V262L95 261ZM157 260V259H156ZM163 260H165V259H163ZM181 260V259H180ZM2 261V260H1ZM1 261H0V264H3V263H5V262H3V263H1ZM159 261H161V260H159ZM164 262V261H163ZM92 263V262H91ZM95 263V262H94ZM95 263V264H96ZM107 263V262H106ZM105 263V264H106ZM165 263H167V262H165ZM8 264V263H7ZM54 264V263H53ZM102 264H104V263H102ZM156 264H158V263H156Z\"/></svg>",
    "mask_w": 264,
    "mask_h": 264
}]
</instances>
